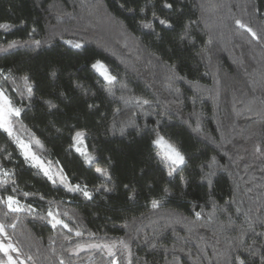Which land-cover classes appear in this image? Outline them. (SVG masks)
I'll list each match as a JSON object with an SVG mask.
<instances>
[{
    "label": "trees",
    "instance_id": "trees-1",
    "mask_svg": "<svg viewBox=\"0 0 264 264\" xmlns=\"http://www.w3.org/2000/svg\"><path fill=\"white\" fill-rule=\"evenodd\" d=\"M0 24L13 133L57 173L0 129V224L25 264H264V0H0ZM157 136L185 157L171 176Z\"/></svg>",
    "mask_w": 264,
    "mask_h": 264
},
{
    "label": "snow or ice",
    "instance_id": "snow-or-ice-1",
    "mask_svg": "<svg viewBox=\"0 0 264 264\" xmlns=\"http://www.w3.org/2000/svg\"><path fill=\"white\" fill-rule=\"evenodd\" d=\"M164 7L171 8L172 5L165 3ZM153 19H157L161 25H164L166 27H171L170 23L167 20L160 19L159 17H156L155 13H153ZM235 23L238 27L245 29L247 32H249L251 34V36L253 37V39H258L257 34L251 28H249L247 25L242 23L240 20H236ZM9 27H11V26L8 24H0V29L7 30ZM144 27H151V24L150 23L145 24ZM38 43L39 42H37V44ZM66 43L71 44L72 47L77 48V49L82 47L81 43H73L71 41H66ZM11 46H14V45H10V47ZM0 50H2V49H0ZM93 68L100 71V74L109 83H112L115 81V77L107 72L105 66L101 62L97 61L93 65ZM177 78H179V77H177ZM24 79L27 81V77H25ZM27 91L29 93H31L32 88L29 86ZM137 102L139 103L140 101H137ZM143 103H147V101H143ZM50 107H55V105H50ZM20 111L21 110L19 108H16L12 105L11 100L4 94V92L0 91V129H2L4 132H6L9 136L13 135L12 122H11L10 118L12 116H19ZM83 136H84V132L76 131L73 139H74V141H81ZM17 142L20 144V147L23 150V155L25 156L26 161L31 160L33 162L34 167H39L44 172V175L47 176L49 180H52L55 183V178L52 175H50V169L45 168L44 165L42 164V162L39 160V158L35 154H32L30 152L29 145H26L22 141H19V140ZM36 143L39 144V141H36ZM154 143H156L157 145H162L165 142H164L163 137H158L154 141ZM77 151H81V150L79 148H77ZM81 155L87 156V153L81 152ZM94 159H95V157L88 156L87 162L92 163V161ZM165 159L168 162V165L170 167V171H169L170 176L172 175V166H179V165H182L185 163V157L176 148L172 147L171 145H169L167 148V151L165 153ZM97 171L101 172L102 175H107V173L105 171H102L100 169H97ZM3 175L7 176L8 173L3 172ZM60 179H61L62 183L66 180V178L63 176H61ZM66 187H67V185H66ZM68 190L69 191H82L83 195L85 197L91 198L90 193L86 189H81L80 185L68 187ZM105 190H107V189H105ZM25 195H28V194L26 193ZM0 203H4V201H0ZM6 204H7L8 209L12 212H19V211L23 210L19 205V201L15 200L12 196L7 197ZM153 206L154 207L157 206L155 204V202H154ZM47 215L49 217H51V222H52L53 228H55L57 225H62L64 228H68V225L66 223H64L61 219H58L57 216L52 213V211H49L47 213ZM197 216H199V213H197ZM13 227H14V225H13ZM69 231H71V229H69ZM4 233H5V227L3 224H0V234H4ZM76 235L79 236V235H81V233L77 232ZM121 243H123V242H121ZM84 247H85L84 245H78L76 249H71V251L78 252L80 250H83ZM88 247L100 248V249L106 248L109 255H114V253L112 252V247H114V245L112 247H110L108 245H102V244H91V245H88ZM10 250L12 252H17V253L19 252V250L17 248H15L12 243L4 244L3 242H0V252H3L4 255L7 257V261H0V264H16V261L13 259V257L11 255H9ZM252 254L254 255L255 253H252ZM29 259H31V257H29ZM235 261H236V264H245V260L242 259L240 256H236ZM21 264H22V262H21ZM60 264H64V261L61 260ZM113 264H115V261H113Z\"/></svg>",
    "mask_w": 264,
    "mask_h": 264
},
{
    "label": "rangeland",
    "instance_id": "rangeland-1",
    "mask_svg": "<svg viewBox=\"0 0 264 264\" xmlns=\"http://www.w3.org/2000/svg\"><path fill=\"white\" fill-rule=\"evenodd\" d=\"M94 69H95V68H94ZM95 71H96V73H97V74H98L103 80H105L104 77L100 74V71H98L97 69H95ZM105 81H106V80H105ZM106 82H108V81H106ZM0 91L4 92L1 88H0ZM4 94H5V93H4ZM5 95H6V94H5ZM6 96H7V95H6ZM1 130H2V129H1ZM2 131H3V130H2ZM5 133H6V132H5ZM10 137L14 138V140H15V146H16V148H17L19 154L21 155V157H23V158L25 159V156L23 155V150L21 149L20 144L17 142L18 140H19V141H22V142H23L24 144H26V145H29V147H30V152H31L32 154H34V153L32 152V150H31V145H30V143H29L28 141L16 137L14 133H13V135L10 136ZM158 137H162V136H157L156 139H157ZM156 139H155V140H156ZM163 139H164V142H165L164 144H162V145H157L156 143H154V144H155V146L157 147V150H158V156H159L160 160H161L166 166L169 167L168 162H167L166 159H165V153H166L167 148H168L169 145H171V146L174 147V148H176V147H175L173 144H171L169 141H167L164 137H163ZM77 148H79L81 151H77ZM73 150H74L76 153H78L79 155H81V152H86V153H87V156H86V155H81V156L84 158V160H85V162H86L87 164H91V163H88V162H87V159H88V156L94 157V155H93V153H91V152H89V151L87 150V148H86V146H85V144H84L83 138H82L81 141H74ZM2 151H3V149L0 150V152H2ZM36 156H37V155H36ZM37 157H38V156H37ZM5 158H8V156L6 155ZM38 158H39V157H38ZM25 160H26V159H25ZM39 160L42 162V164L44 165L45 168H49V169H50V175H52L53 177L57 176V173H56L55 171H53V170L49 167V165H47L46 163H44L40 158H39ZM27 162H28L30 165L33 166V162H32L31 160H27ZM179 166H181V165H179ZM175 167H178V166H175ZM37 168L40 170V172L42 173V175H43L45 178L48 179V177L44 175V172H43L39 167H37ZM3 172H7V171L3 170V171L0 172V181L3 180V179H5V178L7 177V176L3 175ZM7 173H8V172H7ZM48 180H49V179H48ZM49 181H52V180H49ZM14 199H15V198H14ZM15 200H16V199H15ZM6 201H7V198H6ZM17 201H18V200H17ZM6 205H7V204H6ZM19 205H20V207L23 209L24 206H23L22 204H20V202H19ZM7 209H8V207H7ZM8 210H9V209H8ZM9 211H10V210H9ZM11 212H12V211H11ZM19 212H21V211H19ZM48 217H49V216H48ZM49 219H50L49 224L52 226L51 217H49ZM57 226H61V227H63L62 225H57ZM0 237L4 240V241L0 240V242H3L4 244H8V243H10V241L8 240V238L5 236V233H4V234H0ZM9 252L11 253V256L13 257V259L16 261V264H21V262H22V264H25V263L22 261V259H20V257H19V255L17 254V252H12L11 250H10ZM2 253H3V252H2ZM6 261H7V259H6Z\"/></svg>",
    "mask_w": 264,
    "mask_h": 264
}]
</instances>
